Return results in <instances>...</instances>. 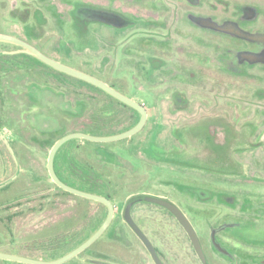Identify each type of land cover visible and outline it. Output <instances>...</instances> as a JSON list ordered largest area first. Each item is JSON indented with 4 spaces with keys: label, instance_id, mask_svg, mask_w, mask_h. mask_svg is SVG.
Listing matches in <instances>:
<instances>
[{
    "label": "rangeland",
    "instance_id": "rangeland-1",
    "mask_svg": "<svg viewBox=\"0 0 264 264\" xmlns=\"http://www.w3.org/2000/svg\"><path fill=\"white\" fill-rule=\"evenodd\" d=\"M198 1L200 5L194 7L185 0H0V33L14 36L16 32V36L30 40L44 52L74 67L80 59L89 62V67L99 75H103L107 66L109 81L118 87L124 86V93L144 104L148 118L142 130L131 139L106 143L99 150L109 156L114 166L119 164L127 169L129 176L136 173L137 179L147 177L146 184L135 192H128L124 198L134 194L132 218L164 260H168L165 264L201 263L186 232L169 211L151 203L156 197L166 198L179 208L197 238L205 243L209 240V227L229 223L227 217L234 214L223 206H232L235 201L230 199L235 196L223 199L213 190L238 194L249 191L254 203L246 213L257 220L246 221L248 226L244 227V233L249 238L264 239V210L253 211L259 207L264 209V203L262 206L255 204L256 198L262 201L264 197L262 180L239 185L249 180L236 178L232 173L234 162H238V173L245 170L251 177L253 172L248 173L245 164L252 162L255 156L258 159L256 167L252 168L254 176L264 178L260 149L255 154L243 155L242 159L239 153H234L238 141H243L245 147L255 141L249 136V130L256 124L255 114L264 111V100L251 91L260 88V82L226 74L217 55L224 54L220 49L231 39L219 32L199 30L187 20L188 14L193 13L212 17L216 24L225 19L237 22L238 5H249L246 9L253 14L256 8L264 11V0ZM76 5L90 6L92 15H104L111 22L120 18L117 14L133 16L136 21L125 28L94 24L88 28L92 32L89 44H81L75 36L72 19ZM257 20L264 24L261 14ZM238 42L243 43V48L248 47L247 42ZM11 50L15 47L0 42V52ZM34 64L36 71L28 65L17 72L0 73V93L5 100V105L0 106V116L5 122L0 131V186L18 176L21 178L18 186L24 190L22 194L33 191L23 198L24 204L15 209L19 215L11 230L0 222V249L52 261L62 257L68 247L57 242L58 239H51L55 238L52 233L43 229L70 214L74 203L61 197L54 198L61 200L59 204L52 203L55 191L47 171L48 153L55 140L88 123L92 113L103 106V95L87 84L56 76L41 64ZM90 96L97 100L89 99ZM234 105L241 107L235 108L236 111L241 109V117H244L242 109L246 113L248 107L249 121L235 119L238 115L230 110ZM176 135L182 136L178 138L180 141ZM233 135L237 141L233 142ZM77 140L81 141L73 145L81 144L82 139ZM259 141L264 142V131ZM15 150L27 152L25 163L13 158ZM171 161L173 163H169ZM133 168L137 171H132ZM127 183L131 185L137 181L130 178ZM41 196H49L47 200L53 201H42L41 205V201H36ZM247 201L239 203L243 211H247ZM124 206L125 201L116 202L115 218L108 231L93 247L63 264H155L124 221ZM93 229L90 223L83 231L84 236L75 233L77 237L70 239L72 246L89 236ZM231 229L227 232L231 233ZM114 230L117 237H114ZM218 237L235 251L264 253V248H247L224 232ZM10 243L18 249L14 250ZM212 258L213 264H230L217 253ZM236 258L238 263L243 261L240 254ZM3 261L1 264H17ZM249 263L256 264L251 260Z\"/></svg>",
    "mask_w": 264,
    "mask_h": 264
},
{
    "label": "trees",
    "instance_id": "trees-1",
    "mask_svg": "<svg viewBox=\"0 0 264 264\" xmlns=\"http://www.w3.org/2000/svg\"><path fill=\"white\" fill-rule=\"evenodd\" d=\"M94 16L95 15H92V12H90L87 6L85 5H76L74 11L72 12L75 36L78 42L81 41L80 42L81 44H86V45L89 44L88 42L92 32L89 31L88 28L91 29V27L94 24L106 25L114 28H125L132 26L136 21L135 20L136 18L135 19L132 18L133 16L128 17V16L120 15V18L124 20L123 24L120 26H113L111 24L103 22L102 20ZM16 34L17 33L15 32V35L14 34L13 35L16 36ZM18 38L36 47V45H34V43H32L30 40L22 37H18ZM7 45H12L15 47V50H11V51L22 50L21 47L16 45L10 43H7ZM36 48L39 49L40 47L39 48L36 47ZM39 50L48 57L62 64L70 66L78 71H81L99 80L104 81L112 88L130 97L129 95L124 93V91H126L124 89V86L118 87L114 83L109 81L108 77H106V74L108 72L107 66H105L103 75H99L98 73L95 72V70L92 67H89V62H85L80 59L78 60V62L74 63L77 65L76 67H74L69 65L70 62L66 60L54 57L44 52L41 48ZM35 62L41 64L56 76L87 84L88 86H91L92 88H94L96 91L100 92L103 95V100H102L103 106L98 108L96 111H94L91 117L89 116L90 119L87 120L88 121V123H86L87 125L85 124L83 128L78 129L75 132H82L92 136H101V137L111 136L122 133L128 129H131L139 121L140 118L139 113L133 110L132 108H130L129 106L111 97L110 95L106 94L105 92H103L102 90L98 89L95 86H92L88 83H85L81 80H78L76 78H73L71 76H68L64 73H61L59 71L50 68L49 66L43 64L36 58L24 52L15 53V54H8V53L1 54L0 73L17 72L19 68L26 69L28 65L31 68H33L34 71H36L35 69L36 65L34 64ZM1 80L2 78L0 77V85L2 83ZM1 95L3 97V94L0 93V106L5 105V100L1 97ZM91 98L93 100H97L95 97L93 98V96L89 97V99ZM4 125H5L4 119L0 116V131L3 129ZM132 137H130V139ZM79 141L81 140L74 139L66 142L64 145L60 147V149L55 154L54 164H53L54 171L57 177L59 178V180L64 184L83 192L106 197L112 204L122 201L127 202L129 199L133 198L134 195L132 193L128 195L129 197L127 196V198H124L128 192H133V191L135 192V190L141 188L144 183L146 184L147 177L137 179L136 173L129 176L128 170L125 169L123 166H119V164L114 166L112 164L109 156H107L106 154H104L99 150L100 147L107 145L106 143H94V142L82 140L81 144L73 145V143ZM119 142H122V140ZM129 150H132V148H129ZM26 153L27 152L24 150H20V151L15 150L13 154V158H16L19 162L23 161L25 163V161H27V157L25 156ZM120 158H123V156L120 155ZM162 159L164 161L166 160V158H162ZM169 163H173V161ZM176 164L179 165V163ZM132 171L135 172L137 170L133 168ZM18 178L19 177L16 176L11 181H9V183L0 186V222L3 224L4 228H9L10 230L12 228L11 226L14 225V222L16 221L19 215L18 210L15 209H18L19 206L23 205L24 204L23 200L25 199L24 197L32 195L33 192L32 191L29 193L22 194L24 190L18 186L19 184L18 182L21 181V178L19 179ZM130 178L134 180L136 179L137 183L131 185L127 183V181L129 182ZM51 188L54 189L55 191L54 192L55 194L52 196V199L61 197L65 201L68 202L71 201L74 203L72 204L70 210L68 209L69 211H71L70 214L62 216L60 219L57 220L58 222L56 221L51 224H48L43 229L44 231H50V233H52L51 236L55 238H51V239L53 240L58 239L57 242L65 245V247H68V251L65 253L67 254L70 251L77 248L78 246H80L83 242H85L88 238H90L99 229V227L102 225V223L104 222L107 216V209L101 203L83 199L81 197L65 192L60 188H58L53 183H51ZM45 190L48 191L47 189ZM33 194H35V192ZM48 197L49 196H41L36 201L39 202L41 201L40 202L41 205H42V201L45 202L49 200L53 201L51 199L47 200ZM56 201H58V203ZM60 201L61 200L54 199L52 203L54 204V206H56L57 204L60 203ZM59 208L61 207L59 206ZM96 214H98L97 216L98 218H95ZM90 223H92V226L94 227L92 233L89 236L83 237V239H81L80 242L73 247L72 243L70 242V239L77 237L75 233H80L81 235L83 234L82 236H84L83 231L85 228H87V225H89ZM96 223L97 225H95ZM57 236H60V238H56ZM102 236L91 247H93L102 238ZM10 244L12 245V248L14 250L18 249V247L15 246L14 244L12 243ZM88 249H86L84 252H86ZM28 250L30 251L31 248H29ZM0 252L8 253L1 249ZM84 252H82L81 254H83ZM16 255L26 258H32V259L37 258L36 256H30L28 254L26 255L16 254ZM3 262L5 261L0 260V264Z\"/></svg>",
    "mask_w": 264,
    "mask_h": 264
},
{
    "label": "flooded vegetation",
    "instance_id": "flooded-vegetation-1",
    "mask_svg": "<svg viewBox=\"0 0 264 264\" xmlns=\"http://www.w3.org/2000/svg\"><path fill=\"white\" fill-rule=\"evenodd\" d=\"M185 2L188 5H192L194 7H196V5H200V2L198 0H185ZM248 6L249 5H246V6L238 5L236 7L237 8L236 12L238 13V17H237L238 21L237 22L232 21L230 19H225V20L221 21L219 24H216V21L212 17H204L203 15L202 16L201 15H193V13L191 15L188 14L187 20H188V22H190V24L192 26L198 28L199 30L200 29L201 30L207 29V30H210L213 32H219L221 34H224L225 36H228L231 39L230 41L227 39L229 43L225 44L224 47H222V49H220L221 45H219L220 51L224 52V54H221V55L218 54L217 55V60H220L221 63L223 64L222 70L224 72L226 71V74H228L230 76H237V77L246 78V79H257V81L260 82V88H258V87L255 88L254 91L252 90L253 92L251 91V93L255 94L257 96V98L264 100V24L263 23L260 24L257 20L260 14L264 18V15H263L264 11H262L260 8H256L255 13L252 14L251 11H248L246 9ZM87 8L89 11L93 10V8L90 6H87ZM94 9H96V8H94ZM97 10H103V9L98 8ZM103 11L109 12L107 10H103ZM112 13H114V12H112ZM115 14H117V13H115ZM117 15L120 17L121 14H117ZM95 16H96V14H95ZM96 17L98 19L102 20L103 22L111 24L113 26H120L124 22V20L121 18H119V19L114 18V22H111L106 18V16L101 15V14H97ZM103 26H106V25H103ZM238 41L247 42L248 47L246 49L243 48V46H242L243 43L241 44ZM237 43H238V45H237ZM244 45H245V43H244ZM241 46H242V48H241ZM10 52H14V53H9V51H7L8 54L20 53L21 51L17 50V51H10ZM21 53H23V52H21ZM130 98L133 99L131 96H130ZM234 106L235 107H231L234 109L230 108V110H231V113H234V114L236 113V115H238V116H236L235 119L240 118L239 120L249 121V117H250L249 115L251 113H250V110L248 109V107L245 108L246 113L242 109V111L244 113V114H242V116H244V117H241V115L239 116L241 109H239L237 111L235 109V108H238L240 106H236V105H234ZM262 108L264 109V107H262ZM257 113L259 114V116ZM257 113L255 114V118H253V121L256 122V124L254 125L252 130H249L250 131L249 136L252 138L253 141L254 140L255 141L250 143V146H248V147H245L243 145V141H241L242 144L239 141L236 143L235 151L237 153L236 152H234V153H235V155L239 153L238 156H240L241 159L243 158V155L255 154L257 152V150H259V149L262 151L261 157H262V159H264V142L261 143V141H259L260 136L262 135V133L264 131V128H263L264 127V111H259ZM245 114H247V115H245ZM259 118L261 120H259ZM230 122H231V124H230ZM230 122L228 124L232 125V121H230ZM246 125H248V123H246ZM216 134H218V133H216ZM221 135H222V132H221ZM181 137L182 136H180V135H178V137L176 135V138L178 141H180L179 139H181ZM223 137H224V135L222 136V139H223ZM233 139H234L233 142L237 141L236 135H233ZM256 139H258V140L256 141ZM239 140H242L241 137L239 138ZM216 141H219V139H217ZM241 145H242V147H241ZM252 157H253V161L245 164V167L247 168V170H249L248 173H250V171L253 172L251 174V177H248V175L245 174V170H244V173H242V171H240V173H238V171L240 170V167L238 166L239 165L238 162L237 163L234 162L235 167L233 168L234 171H232V173L234 174V176L236 178H240V179L244 178L245 180H249V181H245L239 185H246V183H248V182L252 183L255 180H262L261 185L264 187V178L261 177L258 179L254 176L255 175V172H254L255 169H252V168H254V166L256 167V162H257L258 158H255V156H252ZM235 177H231V178H235ZM213 191L215 192V195L216 194L220 195L223 199L224 198L229 199V196L232 194H233V196H235L234 199L233 198L230 199L232 201H235L232 206H230V207L223 206L224 208H228V209L232 210L234 212V214H231V216L227 217L229 220V223H222L221 222V224H219L217 226L212 225L211 227H209V233H208V239L209 240H208V242L204 243L203 242L204 240L202 241V240H199L197 238L198 242L200 244V248L202 250L203 260L200 258L196 249L194 248L193 243L189 237V234H188V232L184 226V223H181L179 218L168 207L157 204V203L156 204L165 208L164 210L166 212L169 211L168 213L172 216V218H174L177 221L180 228L186 232L187 239L189 240L190 246H191L194 254L196 255L197 260L201 264H213L212 256L214 255V253H217V254H219L220 257L225 258L226 260H229L230 264H250L249 260H251V262L256 263V264H264V253H257V254H251V253H247V252L243 253L241 250L236 248L238 251L237 252L234 250V248H231L229 243L224 244L223 242H220L219 237H218L219 233L224 232V233L228 234L229 236H231L232 238L236 239L240 244H242L243 246H245L247 248L248 247L264 248V239L249 238L245 234L246 230L244 229V227L248 226V225H245L246 221L257 220L254 218L252 219L250 217V215L248 213H246V212L250 211L249 206L254 203V201L252 200L253 199L252 194H250V192L246 191V190H244L243 194H241L240 192H239L240 194L233 193L231 191L223 190V189L213 190ZM140 195H143V194H140ZM199 196L201 197V195H199ZM156 198L157 199L159 198L162 201L173 205L175 207V209L178 211V213L180 214L183 221L186 222L187 225L190 227V229L194 232L190 222L187 220V217L185 216V214H183L179 210V208H177L173 203L169 202V200L166 198H162V197H156ZM201 198H204V200H205V197L202 196ZM133 199H135V196H133V198H131L127 202H125V206L122 210V216H123V219L126 223H127V221L125 220V217H124L125 209H126L127 205L133 201ZM262 199L263 200L261 201V200L256 198L257 201L255 204L259 203L258 206H262V204L264 203V197ZM196 200L198 201V199H196ZM246 200H248L247 203H249V205H247V211H243V207L240 206L239 203L246 202ZM133 202H136V201H133ZM198 202L200 203L201 201H198ZM151 203H154V202H151ZM113 205H114V217H113L112 222L109 225L110 227L113 224L115 214H116L115 204H113ZM134 206H135V204L133 203L131 208H130V217H131L132 222L136 225V223L134 222L132 215H131V211H132ZM253 207H254V205H253ZM237 208L240 209V212H238V213H237ZM255 210L259 211V210H264V209L259 207L257 209L254 208L253 211H255ZM254 213L257 217V215H258L257 212H254ZM140 220H142V219H140ZM110 227H108L103 234H105ZM137 228L140 230V228L138 226H137ZM230 228H232L233 231L235 230V232H233V231H231V233L227 232ZM131 230L134 232V230L132 228H131ZM113 234H115L114 237H117V232L115 230H114ZM135 235L138 237V235L136 233H135ZM144 236L146 237V235H144ZM138 239L144 245L149 256H151L153 262L155 263L150 251L148 250V248L146 247L144 242L139 237H138ZM149 242H150V240H149ZM150 244L153 247L155 254L157 255L161 264H165L164 262L168 263V260H166V261L164 260L165 257L162 256L161 252L156 248V246H153V244L151 242H150ZM116 247H118V246H116ZM257 250L260 251L261 249H257ZM238 254H240V259H242L244 262L240 261L241 263H238L239 260L236 258V256H238Z\"/></svg>",
    "mask_w": 264,
    "mask_h": 264
},
{
    "label": "water",
    "instance_id": "water-1",
    "mask_svg": "<svg viewBox=\"0 0 264 264\" xmlns=\"http://www.w3.org/2000/svg\"><path fill=\"white\" fill-rule=\"evenodd\" d=\"M0 42H6V43H10V44L21 47L22 48V50H20L21 52H24V53L36 58L37 60H39L43 64L49 66L50 68H52L56 71H59V72L64 73L68 76H71L73 78H76L78 80H81V81L86 82L92 86L97 87L98 89L102 90L103 92L110 95L111 97L117 99L118 101L122 102L123 104H125V105L129 106L130 108L136 110L140 115V118H139V121L137 122V124L135 126H133L131 129H128L122 133H119L116 135H111V136L101 137V136L88 135V134H85L82 132H73V133H69V134L62 136L61 138L56 140L54 142V144L51 146L49 153H48V158H47V171H48V174H49V177H50L52 183L55 184L58 188H60L61 190L65 191V192H68V193L73 194L75 196L81 197L83 199H87V200H91V201L103 204L107 209V216H106L104 222L102 223V225L99 227V229L90 238H88L85 242H83L80 246H78L74 250L70 251L69 253L65 254L64 256H62L56 260L42 261V260L26 258V257H22V256H19L16 254H10V253H4V252H0V260H6V261L21 263V264H63L64 262L78 256L79 254L84 252L86 249L91 247L103 235V233L106 231V229L109 227L110 223L113 220L114 205L106 197L98 196V195L87 193V192H83V191L72 188V187L64 184L63 182H61L59 180V178L57 177V175L54 171V166H53L54 157H55L56 152L66 142H68L70 140H74V139H82V140H86V141L94 142V143H110V142H116V141H121V140L130 138L142 130V128L144 127V125L147 122L148 114H147V111H146L143 104H141V103L137 102L136 100H133L130 97L122 94L121 92L112 88L111 86H109L107 83H105L102 80H99L93 76H90L86 73L78 71L72 67L64 65V64L48 57L43 52H41L39 49H37L35 46L31 45L30 43H28V42H26L20 38L0 33ZM3 53H7V52H0V55ZM9 53H14V52H9ZM9 181H11V180L6 181L5 184L9 183ZM151 201L168 207L179 218L181 223H184V226H185V228L189 234V237L193 243L194 248L196 249L200 258L203 260L202 250L200 248V244L198 242V239H197L195 233L190 229V227L187 225V223L183 221V219L181 218L180 214L175 209V207L173 205L167 203V202L160 200V199H153ZM133 203H134L133 201L130 202L125 209V214H124L125 220L130 225V227L134 230V232L138 235V237L144 242V244L146 245V247L150 251L155 263L161 264L160 260L158 259L157 255L155 254V251H154L153 247L151 246L149 240L144 236V234L137 228V226L131 220L130 208H131Z\"/></svg>",
    "mask_w": 264,
    "mask_h": 264
}]
</instances>
